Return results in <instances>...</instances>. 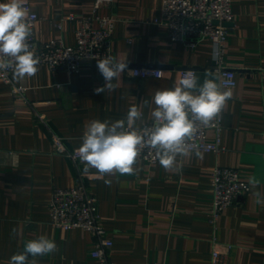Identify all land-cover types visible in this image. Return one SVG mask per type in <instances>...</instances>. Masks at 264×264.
<instances>
[{"label":"crops","instance_id":"obj_1","mask_svg":"<svg viewBox=\"0 0 264 264\" xmlns=\"http://www.w3.org/2000/svg\"><path fill=\"white\" fill-rule=\"evenodd\" d=\"M30 2L40 18L35 28L39 44L61 39L74 46L77 26L65 22L59 30L56 23L70 14H94L95 0ZM162 3L114 0L99 10V16L115 19L111 56L128 65L113 80V91H94L105 80L97 62L90 61L73 76L38 66L34 77L18 81L27 88L24 99L15 98L0 80V264H8L27 240L40 235L53 239L58 250L37 257L38 264H99L92 257V234L56 230L49 223L53 192L81 183L97 200L102 226L113 241L108 255L114 264H212L215 251L224 256L223 264H264V205L256 203L251 186L246 198L222 214L216 232L209 222L217 166L236 170L247 183L255 175L260 180L255 191L264 196V0H233L235 22L224 61L237 86L221 112L224 152H190L178 156L170 170L138 157L136 174L103 178L93 174L95 169L84 173L80 161L56 153L52 135L75 151L92 120L125 118L130 106L150 102L157 89L171 88L187 70L200 83L216 74L211 42L188 48L172 42L165 24L156 23ZM140 69L164 75L147 80L129 76V70ZM152 107L142 106L138 126L152 121ZM207 139L216 142L215 130L207 132ZM105 179L112 183L106 185Z\"/></svg>","mask_w":264,"mask_h":264},{"label":"clouds","instance_id":"obj_2","mask_svg":"<svg viewBox=\"0 0 264 264\" xmlns=\"http://www.w3.org/2000/svg\"><path fill=\"white\" fill-rule=\"evenodd\" d=\"M29 9L25 0H0V75L9 72L16 81L34 77L39 71V56L30 43L32 25L27 19ZM214 59L216 56L214 54ZM127 60L119 62L111 55L97 59V68L105 80L103 87L94 91L104 93L117 87L114 79H119L127 69ZM161 72H157L158 75ZM135 72L129 70V76ZM202 83L192 70H187L171 88L157 89L151 101L129 107L126 117L115 121L92 120L85 126L81 144L75 154L84 165L83 172L101 178L116 173L136 174L134 167L141 152L147 148L154 150L155 158L165 169H172L178 156L188 155L196 150L193 142L198 127L216 126L213 121L225 108L232 97L233 82L222 79L219 74H209ZM154 105L150 115V127H140L137 121L143 119L142 106ZM104 183L110 185L111 179ZM256 203L264 205V196L255 191L260 180L255 176L248 178ZM58 250L55 241L46 235L29 239L22 251L13 254L8 264H38L37 257L53 254ZM31 257V260H30Z\"/></svg>","mask_w":264,"mask_h":264},{"label":"built area","instance_id":"obj_3","mask_svg":"<svg viewBox=\"0 0 264 264\" xmlns=\"http://www.w3.org/2000/svg\"><path fill=\"white\" fill-rule=\"evenodd\" d=\"M114 0H95L94 14L91 17H80L70 14L66 20L56 23L61 30L63 24L68 22L77 26L75 30V45L67 46L61 39L39 44L35 37L36 24L40 21L37 14L32 11L30 0H25L29 9L28 20L32 25L30 43L33 51L39 56L38 66H45L51 72H64L69 76L79 74L85 61L97 62L112 53V40L115 19L112 16H99L98 12L104 6H112ZM233 0H163L161 18L156 23L163 22L167 27L168 37L172 42L196 49L204 41L213 44L214 72L222 79L233 82L237 86L235 73L225 66V51L228 42L230 27L235 22L233 13ZM136 79H161L163 72L156 69L134 70ZM157 72H161L156 75ZM184 72L181 73V76ZM0 80L8 87L15 98L24 99L27 88L12 78L11 72L7 76L0 75ZM43 120V118H40ZM213 123L216 126L200 125L194 137L196 150L202 153L219 155L224 152L220 134L222 132V117L218 115ZM152 121L143 127H150ZM215 130L217 140L209 143L207 132ZM52 142L56 153L64 156L74 163L79 161L75 151H68L64 140L52 135ZM195 152V151H192ZM143 161L155 165L159 161L155 158L154 150L145 148L140 156ZM213 203L210 224L214 232L218 229V222L222 214L239 200L250 194V185L241 180L239 173L230 168L217 166L212 174ZM50 226L56 230L73 231L84 230L95 237V249L92 257L99 264H114L109 258L108 251L113 247V241L107 238L101 223L97 208V200L92 196L84 184H79L67 190H55L49 204ZM216 238L214 242L216 243ZM224 256L215 251L212 264H223ZM151 264V263H148Z\"/></svg>","mask_w":264,"mask_h":264},{"label":"water","instance_id":"obj_4","mask_svg":"<svg viewBox=\"0 0 264 264\" xmlns=\"http://www.w3.org/2000/svg\"><path fill=\"white\" fill-rule=\"evenodd\" d=\"M233 25H229L228 27H232Z\"/></svg>","mask_w":264,"mask_h":264}]
</instances>
